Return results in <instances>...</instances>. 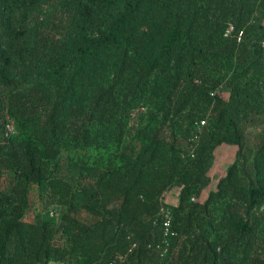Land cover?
Segmentation results:
<instances>
[{
    "label": "trees",
    "instance_id": "obj_1",
    "mask_svg": "<svg viewBox=\"0 0 264 264\" xmlns=\"http://www.w3.org/2000/svg\"><path fill=\"white\" fill-rule=\"evenodd\" d=\"M263 42L264 0H0V264H264Z\"/></svg>",
    "mask_w": 264,
    "mask_h": 264
},
{
    "label": "rangeland",
    "instance_id": "obj_2",
    "mask_svg": "<svg viewBox=\"0 0 264 264\" xmlns=\"http://www.w3.org/2000/svg\"><path fill=\"white\" fill-rule=\"evenodd\" d=\"M235 148L229 147V146H223L219 152L217 153V162H216V168L214 170L213 176L215 180H218L221 178L225 172L229 164L234 159L235 154ZM176 195H170V197L167 198L168 202L176 203ZM52 264H64V263H52Z\"/></svg>",
    "mask_w": 264,
    "mask_h": 264
},
{
    "label": "built area",
    "instance_id": "obj_3",
    "mask_svg": "<svg viewBox=\"0 0 264 264\" xmlns=\"http://www.w3.org/2000/svg\"><path fill=\"white\" fill-rule=\"evenodd\" d=\"M233 33H234V26H233L232 24H229V26H228V28H227V30H226L225 36H226V37H229V36L233 35ZM242 36H243L242 33L238 35V37H237L238 42H241V41H242ZM263 46H264V42H263ZM204 125H205V121H203V122L201 123V126H204ZM8 128H9V132L14 131V128H13L12 126H9ZM167 217H168V216H167ZM169 222H170V218H167V220H166V222H165L166 235H167L168 232H169V226H170V225H169Z\"/></svg>",
    "mask_w": 264,
    "mask_h": 264
}]
</instances>
